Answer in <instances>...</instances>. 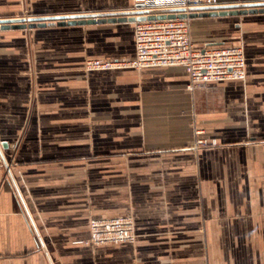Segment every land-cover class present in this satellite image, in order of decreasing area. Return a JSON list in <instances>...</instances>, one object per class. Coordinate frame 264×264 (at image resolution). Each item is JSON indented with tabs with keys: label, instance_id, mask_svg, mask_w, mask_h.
<instances>
[{
	"label": "crops",
	"instance_id": "1",
	"mask_svg": "<svg viewBox=\"0 0 264 264\" xmlns=\"http://www.w3.org/2000/svg\"><path fill=\"white\" fill-rule=\"evenodd\" d=\"M134 2L0 0V18L130 10ZM230 17H241L240 44L226 41L230 32L202 30ZM191 21L204 45L240 46L247 59L246 80L229 81L208 112L181 66L87 70L91 59L135 56L134 22L0 31V144L8 143V158L16 144L13 171L36 223L0 162V264H264V144L255 143L264 137V13ZM127 25L130 52L89 53L108 41L104 31ZM110 39L121 45L119 35ZM91 94L101 113L93 137ZM128 115L131 127L122 124ZM204 136L218 146L196 150ZM125 215L135 220L134 243L76 242L89 237L92 217Z\"/></svg>",
	"mask_w": 264,
	"mask_h": 264
},
{
	"label": "built area",
	"instance_id": "2",
	"mask_svg": "<svg viewBox=\"0 0 264 264\" xmlns=\"http://www.w3.org/2000/svg\"><path fill=\"white\" fill-rule=\"evenodd\" d=\"M221 0H135L134 9H185L221 5ZM190 18H156L135 23V56L127 61L88 60L87 70L119 67L135 69L181 66L190 76L188 89L211 83L246 79V54L240 46L198 45L191 35ZM132 217L93 218L87 243H132L136 240Z\"/></svg>",
	"mask_w": 264,
	"mask_h": 264
},
{
	"label": "rangeland",
	"instance_id": "3",
	"mask_svg": "<svg viewBox=\"0 0 264 264\" xmlns=\"http://www.w3.org/2000/svg\"><path fill=\"white\" fill-rule=\"evenodd\" d=\"M234 2H240V1L233 0L231 3H234ZM241 2H245V1H241ZM27 15H29V14H27ZM27 15H23V16H20V17H30L31 16V15H29V16H27ZM224 17H229V16H224ZM240 19H241V17H235V18H231L230 17V18H226V19H218V22H219L218 24H213L211 26H209V25L203 26L202 30H203V28H211L212 31L210 33L213 34V36H215V34H218L219 32H220L219 34H223V33H226V32L229 33L230 32V34L226 38L227 39L226 41L227 42H232V43H235V44H240V43H242V39H243V36L241 35V29L235 27V23H240ZM193 27L194 26H193V23L191 21V35H192L193 40L200 46L204 45V43L202 42L203 39L201 38L202 36H198V35H197L198 37L194 36ZM199 30H200V28H199ZM104 33H105L104 34L105 37L109 38L108 41L106 40L103 44L99 43L98 45H90V47L88 49L90 54H96V53H99V52L113 53V52H117V51H119L121 53L130 52L129 44H130V40H132V38H133V26H131V25L128 26L127 25V26H124L123 28L108 29V30L104 31ZM91 34H93V33H89V35H91ZM113 35H115V36L119 35L120 36V41H121L120 44L121 45L119 47L113 46V44H111L112 41H109V40H112V39H110V37H112ZM93 36L95 37L96 34H93ZM27 46H28V48H27ZM27 46H26V52L28 51V53H29V55L27 54V57H30L32 60H34V57H35V46H34L33 39L31 37L28 40ZM122 62H123V60H122ZM33 68H35L34 65H33ZM119 68H128V67H119ZM113 69H115V68H113ZM33 71H31L30 73H33ZM245 80H243V81H245ZM228 82L229 81L220 82V83H211V84H208L205 87H201V88L195 89V90L200 91L203 94V96H204V98H203L204 101H203V103L201 105L202 111L208 112L210 110V105L212 104V100L215 99V98H220V97L222 98L226 94ZM195 90H193V91H195ZM89 99L90 100H88V101H90V104H91L90 105V109L92 110V111L89 112V123H90L89 133H90V137H93L96 134L95 133L96 129L92 128V125H96V121L98 120V118H100L101 113L98 114L97 111H96L98 109V105H99L98 102H97L98 97H96L95 95L91 94L89 96ZM79 100H80L79 97H74L73 102L75 103V102H77ZM105 116L111 117L112 114L111 113H108V114L105 113ZM129 117H130V115H128L127 117L122 119V124L123 125L125 124V125L131 127V125L132 126L135 125L136 122H135L134 119H130L131 117L130 118ZM191 117L192 118L190 119L189 125L194 127L195 126V121L193 120V117H194L193 113L191 114ZM105 120H107V119H105ZM113 120H114L113 118L109 119V121H113ZM196 131H199V130H196ZM255 143L264 144V137L256 139ZM15 145H16L15 143L10 145V149H11L12 155L8 158L6 156V154L4 153V149L2 150V148H1V146L4 147L3 143H2V145L0 144V149H1V152L3 154V157H1V155H0V162L4 166V168L6 169L8 177L12 180L13 184L15 185V188H16L18 196H19V200L22 202L26 212L28 213V217L30 219V223L32 224L33 228L36 229V223H35V221L33 219V216L31 214L29 208H28L27 199H26L25 194L23 193V191L20 189V187H19V185L17 183V180H16L15 173L13 171V167L16 164V161H15V158H16V147H15ZM215 146H218V142H217L216 139L208 138L207 136H204V137H201L198 140H196L194 148L196 150H198V149H201V148L215 147ZM125 216L132 217L133 220H134L133 216H130V215H125ZM113 217H121V216H111V217L94 216L91 219H93V218H113ZM91 219H90V221H91ZM134 223H135V220H134ZM89 226H90V224H89ZM135 231H136V229H135ZM136 235H137V233H136ZM88 239H89V237L86 238V239L78 240L76 242L82 243V244H89V245L96 246L94 244L87 243ZM134 242H132V243H134ZM102 245H107V244H102ZM41 247L44 250H46V246H45V243L43 242V240L41 242Z\"/></svg>",
	"mask_w": 264,
	"mask_h": 264
},
{
	"label": "water",
	"instance_id": "4",
	"mask_svg": "<svg viewBox=\"0 0 264 264\" xmlns=\"http://www.w3.org/2000/svg\"><path fill=\"white\" fill-rule=\"evenodd\" d=\"M176 13L180 18L194 19L197 17H224L247 14L264 13V1H245V2H225L221 5L191 8L189 14L185 9H157V10H120L104 11L91 13H76L49 16H30L16 18H0V31L11 28H36L47 26H67L99 24L106 22H140L153 20L156 18H175ZM212 45V44H211ZM4 148L8 147L7 142H3ZM0 155L3 154L0 149Z\"/></svg>",
	"mask_w": 264,
	"mask_h": 264
}]
</instances>
